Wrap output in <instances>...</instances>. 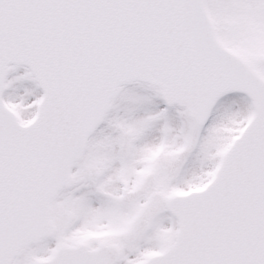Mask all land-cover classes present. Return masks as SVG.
Instances as JSON below:
<instances>
[{
	"label": "snow or ice",
	"instance_id": "6c2138e0",
	"mask_svg": "<svg viewBox=\"0 0 264 264\" xmlns=\"http://www.w3.org/2000/svg\"><path fill=\"white\" fill-rule=\"evenodd\" d=\"M0 264H264V0H0Z\"/></svg>",
	"mask_w": 264,
	"mask_h": 264
}]
</instances>
